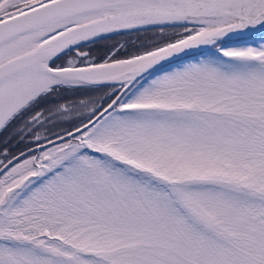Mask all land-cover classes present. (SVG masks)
<instances>
[{"label": "snow or ice", "instance_id": "6c2138e0", "mask_svg": "<svg viewBox=\"0 0 264 264\" xmlns=\"http://www.w3.org/2000/svg\"><path fill=\"white\" fill-rule=\"evenodd\" d=\"M0 264H264V0H0Z\"/></svg>", "mask_w": 264, "mask_h": 264}]
</instances>
